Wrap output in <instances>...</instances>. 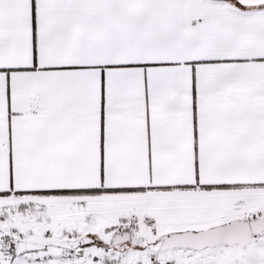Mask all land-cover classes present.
Instances as JSON below:
<instances>
[{"label": "snow or ice", "instance_id": "6c2138e0", "mask_svg": "<svg viewBox=\"0 0 264 264\" xmlns=\"http://www.w3.org/2000/svg\"><path fill=\"white\" fill-rule=\"evenodd\" d=\"M0 264H264V0H0Z\"/></svg>", "mask_w": 264, "mask_h": 264}]
</instances>
